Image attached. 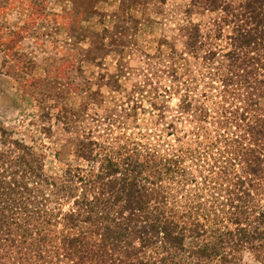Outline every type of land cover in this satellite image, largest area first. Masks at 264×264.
<instances>
[{"label":"trees","instance_id":"16d2710c","mask_svg":"<svg viewBox=\"0 0 264 264\" xmlns=\"http://www.w3.org/2000/svg\"><path fill=\"white\" fill-rule=\"evenodd\" d=\"M244 1L231 14L242 21L228 38L234 62L226 74L202 75L218 100L207 106L186 89L181 114L195 122L187 139L151 143L145 154L80 142L89 169H67L58 181L44 176L32 147L1 140L0 264H239L245 251L264 262V0ZM192 6L229 8L225 0Z\"/></svg>","mask_w":264,"mask_h":264},{"label":"rangeland","instance_id":"374dc122","mask_svg":"<svg viewBox=\"0 0 264 264\" xmlns=\"http://www.w3.org/2000/svg\"><path fill=\"white\" fill-rule=\"evenodd\" d=\"M225 4L226 12H209L192 0H0V148L1 140H20L42 157L44 176L58 181L67 169H89L77 156L80 142L145 154L151 143L187 139L195 122L181 114L186 89L212 106L218 99L202 75L210 67L227 73L234 62L225 54L245 1ZM62 204L63 211L72 205ZM238 263L264 264L247 251Z\"/></svg>","mask_w":264,"mask_h":264}]
</instances>
